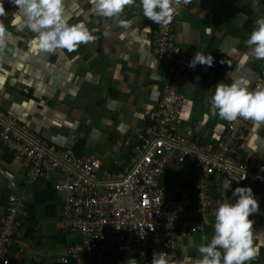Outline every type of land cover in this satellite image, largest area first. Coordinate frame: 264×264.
I'll return each mask as SVG.
<instances>
[{
	"label": "crops",
	"instance_id": "1",
	"mask_svg": "<svg viewBox=\"0 0 264 264\" xmlns=\"http://www.w3.org/2000/svg\"><path fill=\"white\" fill-rule=\"evenodd\" d=\"M17 11L16 6L0 48V110L58 147L75 155L95 156L104 169H124L131 155L126 142L143 128L163 85L164 69L150 44L155 23L143 16L141 8L130 6L121 17L127 26L121 27L99 16L91 0H64L69 23H85L97 39L72 53L60 49L49 53L33 43L36 34L26 20L16 19ZM260 18H264V0H198L174 23L177 43L190 60L197 51L214 58L212 67L198 64L184 88L181 131L189 139L215 141L228 123L210 110L209 101L219 82L243 77L252 85L261 75L264 60L252 57L245 43ZM208 27L213 29L211 35ZM239 158L264 163V124L253 125ZM196 181L194 166L172 162L165 166L161 184L176 197ZM43 182L27 184L23 165L0 151V218L11 194H24L34 206L33 220L26 221L10 249V264H58L69 242L51 216L61 196L36 201L46 188ZM211 184L212 193L222 202L224 198L230 204L237 202L233 191L241 185L221 175ZM254 197L260 211L250 219L259 255L251 264H264V196ZM45 206L53 212L46 215ZM206 220L205 232L181 241L180 250L195 259L202 258L199 247L210 243L214 234V213L206 215Z\"/></svg>",
	"mask_w": 264,
	"mask_h": 264
},
{
	"label": "built area",
	"instance_id": "2",
	"mask_svg": "<svg viewBox=\"0 0 264 264\" xmlns=\"http://www.w3.org/2000/svg\"><path fill=\"white\" fill-rule=\"evenodd\" d=\"M193 1L198 0H179L172 22L155 24L150 36L164 80L143 128L126 142L131 155L124 169H104L95 156L58 147L0 110V151L23 165L27 184L45 181L44 186L48 183L61 196L60 233L75 238L58 264H151L154 254L161 252L167 253L169 264H194L195 257L182 252L180 245L182 239L205 232L204 217L222 202L211 189L216 175L264 196V163L239 158L253 122H228L219 138L209 143L191 140L181 131L184 88L194 69L177 43L174 23ZM0 3L5 8L0 22L6 25L16 6L11 0ZM258 86L264 87V69L250 90ZM172 162L197 171L195 185L176 197L161 184L165 166ZM27 204L21 193L4 201L0 264L10 263V249L27 221Z\"/></svg>",
	"mask_w": 264,
	"mask_h": 264
},
{
	"label": "clouds",
	"instance_id": "3",
	"mask_svg": "<svg viewBox=\"0 0 264 264\" xmlns=\"http://www.w3.org/2000/svg\"><path fill=\"white\" fill-rule=\"evenodd\" d=\"M11 3L18 8L16 19L26 20L29 29L36 34L33 43L46 52L54 53L60 49L72 53L80 45L94 43L97 39L94 30L85 23H69V18L64 15V0H11ZM91 3L99 16L113 19L121 27L127 26L121 17L130 6L141 8L143 16L155 24L167 26L173 20L174 5L179 4V0H139L138 5L136 0H91ZM4 14L5 8L0 3V16ZM255 25L245 43L251 49L252 57L264 60V18L257 19ZM212 30L208 27L207 34L211 35ZM143 31L151 32V29L144 28ZM6 36V26L0 22V48L4 46ZM248 59V55L243 58L244 61ZM213 62L212 55L197 51L188 66L193 69L198 64L212 67ZM250 86L251 82L243 77L231 83L219 82L209 101L210 110L227 122L243 119L256 125L264 124V87L250 90ZM233 197H238L235 204L225 198L219 203L214 212V234L210 243L199 247L202 258L196 259L194 264H251L259 255L254 221L250 219L259 213V203L250 187H237ZM166 257L167 253L154 254L151 264H169Z\"/></svg>",
	"mask_w": 264,
	"mask_h": 264
},
{
	"label": "trees",
	"instance_id": "4",
	"mask_svg": "<svg viewBox=\"0 0 264 264\" xmlns=\"http://www.w3.org/2000/svg\"><path fill=\"white\" fill-rule=\"evenodd\" d=\"M7 153V152H6ZM8 154V153H7ZM9 155V154H8ZM10 156V155H9ZM11 157V156H10ZM12 158V157H11ZM13 160V159H12ZM45 190L43 191L42 193V197L41 198H38L36 199V201H42L44 202V200H50V199H54V193L53 191L50 189V186L49 184L47 183L46 186H45ZM34 206L32 204H27L26 205V210H27V220L30 221V220H33L34 218V214H33V209ZM45 211H46V215L49 214V213H52L53 212V208L50 207V206H45ZM49 216V215H48ZM10 264V263H9Z\"/></svg>",
	"mask_w": 264,
	"mask_h": 264
},
{
	"label": "rangeland",
	"instance_id": "5",
	"mask_svg": "<svg viewBox=\"0 0 264 264\" xmlns=\"http://www.w3.org/2000/svg\"><path fill=\"white\" fill-rule=\"evenodd\" d=\"M54 193V192H53ZM54 195L56 196V194L54 193ZM39 210H41V208H39L38 209V211ZM58 209H56V211H55V214L54 215H51L52 216V219L55 221V223H58ZM43 220V216H41V221ZM40 224V226H41V223H39ZM58 225V224H57ZM58 233H59V231H58ZM68 236V241L69 242H71V241H73L74 240V238H75V236L74 235H72V234H63V237H67Z\"/></svg>",
	"mask_w": 264,
	"mask_h": 264
}]
</instances>
